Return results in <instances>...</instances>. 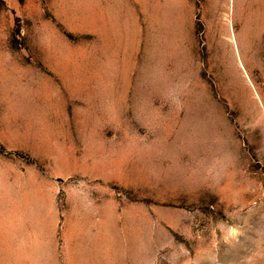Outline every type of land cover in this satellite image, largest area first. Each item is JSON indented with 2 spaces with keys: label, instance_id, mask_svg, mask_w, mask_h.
Here are the masks:
<instances>
[{
  "label": "rangeland",
  "instance_id": "obj_1",
  "mask_svg": "<svg viewBox=\"0 0 264 264\" xmlns=\"http://www.w3.org/2000/svg\"><path fill=\"white\" fill-rule=\"evenodd\" d=\"M16 1L0 0L10 264L39 247L40 264H264V0Z\"/></svg>",
  "mask_w": 264,
  "mask_h": 264
},
{
  "label": "crops",
  "instance_id": "obj_2",
  "mask_svg": "<svg viewBox=\"0 0 264 264\" xmlns=\"http://www.w3.org/2000/svg\"><path fill=\"white\" fill-rule=\"evenodd\" d=\"M16 0H4V3H5V6L6 7H11V8H14L15 4H16ZM11 225H12V221H10ZM14 246L12 248H8L7 250L4 249H0V264H10V261L11 262H14L16 261V253L14 252ZM8 251V252H7ZM30 252V257L32 255L36 256V246H32L30 245L29 246V251ZM38 264H40V257H41V249L40 247L38 248ZM31 261V259H30ZM32 262V261H31ZM35 264V262H33ZM32 263V264H33Z\"/></svg>",
  "mask_w": 264,
  "mask_h": 264
},
{
  "label": "trees",
  "instance_id": "obj_3",
  "mask_svg": "<svg viewBox=\"0 0 264 264\" xmlns=\"http://www.w3.org/2000/svg\"><path fill=\"white\" fill-rule=\"evenodd\" d=\"M1 2H2V5H5V4H4V0H1Z\"/></svg>",
  "mask_w": 264,
  "mask_h": 264
}]
</instances>
